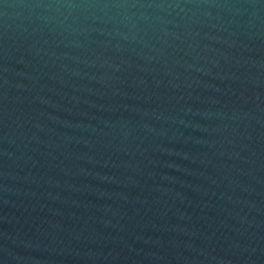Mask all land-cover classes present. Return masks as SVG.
Masks as SVG:
<instances>
[{
  "label": "water",
  "instance_id": "obj_1",
  "mask_svg": "<svg viewBox=\"0 0 264 264\" xmlns=\"http://www.w3.org/2000/svg\"><path fill=\"white\" fill-rule=\"evenodd\" d=\"M0 264H264V0H0Z\"/></svg>",
  "mask_w": 264,
  "mask_h": 264
}]
</instances>
